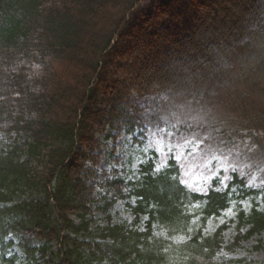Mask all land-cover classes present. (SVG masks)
I'll list each match as a JSON object with an SVG mask.
<instances>
[{
    "label": "trees",
    "instance_id": "trees-1",
    "mask_svg": "<svg viewBox=\"0 0 264 264\" xmlns=\"http://www.w3.org/2000/svg\"><path fill=\"white\" fill-rule=\"evenodd\" d=\"M178 9L190 13L186 27L149 47L128 86L112 80L110 57L130 29L154 31ZM263 32L264 0H0V264L21 262L8 257L13 247L34 264H235L217 256L222 231L205 237L200 228L174 245L155 237L154 227L173 239L189 230L196 214L201 222L219 217L229 208L233 183H244L235 177L226 190L215 184L199 195L182 185L175 162L155 172L152 160L139 180L125 183L99 167L96 135L173 131L167 107L226 86L235 61ZM248 81L241 92L227 84L224 104L247 129L264 133V103L253 96L257 82ZM130 88L160 98L144 110L124 101ZM201 121L195 129L178 126L177 134L205 138L209 126ZM214 136L206 143L218 142ZM130 199L134 223L113 224V206ZM102 201L107 222L93 237L91 216ZM238 219L249 228L243 238L264 234V212L239 211Z\"/></svg>",
    "mask_w": 264,
    "mask_h": 264
},
{
    "label": "rangeland",
    "instance_id": "rangeland-1",
    "mask_svg": "<svg viewBox=\"0 0 264 264\" xmlns=\"http://www.w3.org/2000/svg\"><path fill=\"white\" fill-rule=\"evenodd\" d=\"M149 3L150 1L141 5L139 10L148 8ZM171 17L168 22L151 32L130 29L131 37L119 42L115 55L110 57L112 62L108 65L107 73L112 80L128 86L130 80L140 74L149 47L159 48L171 35L186 27L190 13L178 9ZM251 44V50L243 52L238 57L239 60L235 61L234 69L227 75V84L241 92L242 89H247V84L250 83L248 79L254 80L257 82V89H254L253 96L264 103V32L255 36ZM226 86L216 85L211 91L207 87L200 91L201 97L198 100L186 103L178 99L173 102V106H168L165 117L172 119L166 122L175 123L173 131L165 126L161 129L148 128L142 137L138 133L134 136L127 135L123 130L117 139H113L117 135L115 130L97 134L96 140L101 148L99 167L106 169L109 175L116 172L117 177L128 183L141 178L140 169L148 161L152 160L156 164L155 172L167 169L169 162L173 161L178 166L182 185L188 192L199 195L206 194L215 184L224 191L237 177L245 187L241 188L238 183L232 184L229 208L219 217L201 222L200 214H196L187 232L176 233L173 239H168L166 231L155 226L154 235L172 241L174 245H181L188 242L200 228L205 237L222 231V246L217 254L219 259L235 261V264H264V234L243 238L249 228L240 227L238 219L239 211L249 214L255 208L264 212V133L247 129L239 112L232 107L227 108L226 103L224 104L227 98L224 95ZM204 92H207L205 96ZM158 96L142 97L135 89L130 88L123 99L126 103L138 105L145 110L160 98ZM201 119L202 124L209 126L205 138L188 130L182 136L177 134L178 126L195 129V124H200ZM210 129L214 132H210ZM214 133L218 142L206 143ZM100 193L101 191H97V199L104 195ZM27 197L25 195L23 199ZM129 204L135 206V199L118 201L113 206L109 212L113 224L134 223L135 218ZM103 205L102 201L93 208V237H97L98 229L107 222V216L99 209ZM194 207L195 212L198 208ZM75 221L80 223L79 219ZM146 221L147 217L144 216L142 224ZM11 239L12 237L9 238ZM237 239L240 241L235 244ZM13 256L21 260L18 264H34L23 262L24 256L16 247L8 250V257Z\"/></svg>",
    "mask_w": 264,
    "mask_h": 264
}]
</instances>
